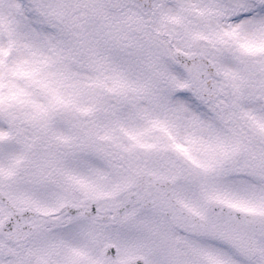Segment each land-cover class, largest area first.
Segmentation results:
<instances>
[{
  "label": "snow or ice",
  "instance_id": "snow-or-ice-1",
  "mask_svg": "<svg viewBox=\"0 0 264 264\" xmlns=\"http://www.w3.org/2000/svg\"><path fill=\"white\" fill-rule=\"evenodd\" d=\"M0 264H264V0H0Z\"/></svg>",
  "mask_w": 264,
  "mask_h": 264
}]
</instances>
